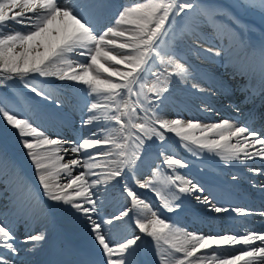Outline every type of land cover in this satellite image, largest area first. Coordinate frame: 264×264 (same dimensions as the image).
Segmentation results:
<instances>
[{
	"label": "snow or ice",
	"instance_id": "6c2138e0",
	"mask_svg": "<svg viewBox=\"0 0 264 264\" xmlns=\"http://www.w3.org/2000/svg\"><path fill=\"white\" fill-rule=\"evenodd\" d=\"M110 7L102 0H0V86L18 79L35 96L59 107L52 93L35 81L55 78L84 86L90 98L81 121L89 128L88 135L73 140L48 134L0 99V120L15 130L42 196L59 211L85 218L101 256L99 264H138L134 256L140 234L151 239L157 264H264V231L207 235L188 231L162 218L127 183L131 178L139 188L153 191L168 212L181 207L177 201L183 194L217 214H255L242 207L218 206L203 195L205 188L179 171L189 167L187 160L169 145L194 157L207 154L226 166L239 162L247 167V161H264V132L239 119L169 118L161 105L176 82L195 92L206 91L197 79L210 77L188 62V53L226 64L232 78L244 79L239 103L264 98V40L259 45L248 42L238 14L243 9L264 15V0H234L230 5L214 0H131L116 8L109 23L97 27L96 14ZM185 40L191 44L181 55L179 45ZM217 93L225 97L227 107L241 112L224 80L215 82L211 94ZM202 110L216 112L210 105ZM153 146L162 164L153 161L150 174L140 180L137 171ZM6 164L0 152V167ZM247 171L264 175V167ZM119 180L125 181L123 192L130 207L98 222L93 218L99 212L95 190ZM260 187L264 190V185ZM130 213L140 234L114 242L104 225ZM19 223L18 218L0 219V264H18L22 246L30 244L27 251L34 252L47 238L46 231H28L21 239Z\"/></svg>",
	"mask_w": 264,
	"mask_h": 264
},
{
	"label": "rangeland",
	"instance_id": "374dc122",
	"mask_svg": "<svg viewBox=\"0 0 264 264\" xmlns=\"http://www.w3.org/2000/svg\"><path fill=\"white\" fill-rule=\"evenodd\" d=\"M112 1H116V2H118V4H120L122 0H112ZM232 1L234 2V0H232ZM109 2L110 1L108 0V2H106L105 4L111 5V4H109ZM111 7H112V5H111ZM105 10L106 9L101 10L99 13L96 14V20H94V23L96 24L97 27H100L101 25L109 23V20L107 22H106V20L103 21V13ZM256 12L252 13L249 11H245L243 9L238 10V14H239V17L241 19V23H242V25L246 26V30L244 33L245 39L248 42H250L251 44H253V41H254L256 43V45H259L260 44L259 42L264 40V15H261V13L259 11H256ZM17 27H19V26H17ZM250 37H251L252 41L249 40ZM190 44H191L190 40H185V41L181 42L179 45V49H180L181 53L182 52L186 53ZM216 44L218 46L219 41H216ZM205 46H207V45H205ZM189 56H192V55H190L188 53V55L186 56L187 58L186 57L185 58L188 60V62L190 64L195 66V68L200 67V68H204L205 70H207L209 72L215 71L216 73L224 71V68L221 71L222 65L219 62L213 63V62H210L208 60H204V59L198 60V59H196V57L194 58V56H192V57H189ZM196 65H199V66H196ZM225 77H226L225 80H226V82H228L227 84L229 86L232 84H235L231 77H228V75ZM35 81H36V84L38 87L44 89L47 92H49V90L53 89V92H55V94L53 93L52 97H53V99L58 100L60 102L59 107H57L55 104H53L51 100H45L42 97L35 96V94L31 93L29 89L25 88L23 86V83H21L18 79L7 81L6 86H0V99L7 100L9 103V106L12 109H14L15 111H17L19 113H22L24 116H27L30 120H32V122L41 126L42 128H43L44 119L41 117V115L38 112H35V107L46 109L48 114H49L48 118L52 119V121L56 127H60L62 130H65L67 128L71 131L72 134L67 136V137L65 136L66 139L73 140V139L80 138L82 133H84L85 136L88 135L89 128L83 126L81 123L82 119L86 118V115H84L83 117L80 118V115H83L82 114L83 112H84V114H87V106L86 105L90 99L86 95V89L84 88V86L76 84L75 82L59 81V80H56L55 78L36 77ZM67 84L70 86H75L76 91L77 92L80 91L81 93H83V95L85 94L86 99L83 100V98H80V96L76 97V95L73 94L72 91L68 87H66ZM204 88L206 89L207 92L206 91L205 92H195L193 90H190L189 87H186L183 84L176 82L171 87L170 93L166 94V97H167L166 99L167 100L171 99V100H176V101H182V98H183L184 102L188 103L189 105L192 104L188 100V99H190L199 105H201L203 103L201 107L209 106L211 104V102H213V98L209 97V96H214L211 94L212 90L214 88H212V87H204ZM230 88L232 89V96H234V91H233L234 87L230 86ZM237 88H238V86H237ZM50 93H52V91ZM173 93H175V94H173ZM216 95L219 96V93H217ZM82 100H83V102H82ZM225 102H226V99H224V101L222 100V102H220L219 106L221 105L222 108L224 107L225 110L228 111L229 107H227V104ZM223 103L225 104L224 106H223ZM251 103L256 104L255 100ZM79 104H80L82 109L78 108ZM192 105L196 107L195 104H192ZM175 116H180V117L184 118L185 120H187V119H199L202 122H214V121H219L220 119H223V118L234 119V118H231L227 115H225V116L223 115L219 118L217 116L213 119H211V118L207 119L206 117H204V118L201 116L192 117L190 115L184 116L183 114H177V113L174 114L173 116L171 115L169 117H175ZM60 122L64 123V127L60 124ZM174 146L176 148L179 147L178 145H174ZM0 149L4 151V153L8 156V158L10 157V159H11V162L10 161H9L10 163L7 162L5 167H0V178L3 177V175L7 172V170H9V168H11L16 161H19L13 166V168H11L9 170V175L7 176V179L4 178V180L0 183V186L2 185L0 187V189L2 188L0 190V192H1V194H0V215H1V214L5 213L6 211L14 212L16 206L22 207L25 204V201H20L19 203H17V205H14L13 203L19 198L20 195L10 193L6 189V186L8 187V181L13 179V177L16 176L17 171L19 169L20 170L23 169L21 163L23 161L29 159L27 157V155H24V154H26V150L23 149L22 144L20 143L19 138H18L15 130L11 129L10 126H7L6 123L2 120H0ZM174 152L177 154L178 157L187 160L189 167L186 169H180L179 171L183 175L187 176V178L192 179L193 182H194V178L199 179V180H203V181H208V182H206V184L207 183L212 184L210 182H216L218 184H221V186H219V187H221L224 190L231 187L232 184H230V182H232V181L238 182L239 184H246V185L248 184V187L255 185L251 182L250 177L248 175L257 176V174L247 171V168L245 166H239V167H245V168H242V172H244L247 175L244 177H240L239 175L234 174L233 172H229L228 174H226L222 171L223 168L226 171L227 170L226 168L228 166H233V165H227L226 167H224V164L223 163L221 164L219 162L220 165H215V167H212L211 164L209 163V161L205 160L203 158H201V159L204 161H202V160L199 161L198 157H194L191 154H188L184 151L179 152V150L177 149V151L174 150ZM156 153H157L156 147L153 146L151 153L148 156H146V157L151 156L148 160L149 162H147L145 167H143V169L141 171H138L139 173L136 174L138 179L143 180V179L147 178V176L150 174L151 166H155L153 164V161L155 162V164H162L163 158L161 157V158L157 159ZM257 159L258 158H256V160ZM198 165H199V167H198ZM216 166H218V167H216ZM163 167L166 169V166H163ZM200 167H202V168H200ZM4 168H6V169H4ZM196 168H200V170H203V171L211 172L212 176H207V175L205 176L202 173L200 174L199 172H201V171L196 170ZM189 172L192 173L193 177ZM22 174L27 178L28 185L31 186L34 184V189H35L36 193L43 200V202L46 204L48 211H50V214H49L50 219H48V221L54 219V223H56L55 221L58 219L60 220V218H67L69 220L71 218H74L77 221L81 220V221H79L81 223L83 221V223H85L88 226V222L85 220V218L82 215H79L78 217L72 216L67 212H61L58 210V208L53 207L52 202L48 201L46 198H44L42 196V192L38 188L39 186H38V182L36 181L35 174L31 175L27 171H25L24 169L22 170ZM233 176H236L237 177L236 179H238V180H233L232 179ZM124 183H125L124 180L113 181L110 184H108L107 186L101 185L98 187V189L95 190L96 196L101 200L100 204L103 205L102 206L99 204L102 208H99L100 210H99L98 214H93V218L96 219L98 222L103 221V219L104 220L111 219L114 215H119L120 211L129 207L128 203L130 202V199L127 198L126 193L123 192ZM127 183L129 184V186L134 187L135 191H136V189L139 190V191H137V193L140 195V197L142 199H145L147 202L150 200L155 201L158 205L157 207L160 209H163L160 206L159 199L156 197V195L153 191H151L150 189L139 188L138 185H136L135 180H133L131 178L127 179ZM195 183H197V182H195ZM198 184H199V182H198ZM96 196L94 197L95 199H97ZM192 197L193 198H191L190 200L196 201L194 196H192ZM245 198L250 199L249 197H245ZM2 199L7 200L8 204L2 205V202H3ZM119 202H121L123 204L112 209ZM201 206H204V205H201ZM64 207H66V206H64ZM107 209H112V210L110 212L106 213ZM206 209H208V207L203 209V211H206ZM155 210H156V207H155ZM164 210H166V209H164ZM198 210L200 211V209H198ZM209 213H212V211H210ZM181 215H184V214H181ZM130 217L131 216L125 217L121 221H114L112 225H109L111 227V230H109L110 235L111 234L117 235V234L122 233L124 231V229L128 226L130 221L133 224V226H135L134 219H132ZM206 217H208V216H206ZM210 218H213V217H210ZM0 219H3V218L0 217ZM116 222H118V223L115 224ZM55 226L56 225L54 224L52 227V230H53L52 234L53 235H50L51 237L49 236L48 238H46V240L42 243L43 245H41L42 248L39 247L40 250L37 248V250H35L34 252H28V253L26 252L24 254L19 253V255L16 257V259L20 260V259L24 258L23 260L26 261L25 264H29L28 262L34 263V264H50L51 261L53 260V257L56 256V257H60V259H61L60 261L63 264H66V259L64 257L63 252H62L63 249L65 251H68L69 253L71 252L70 253L71 255H72L73 250L76 249V252H77L78 249H83L88 254H94L97 262L100 261V259H101L100 253H99V250L97 248H95L96 246L94 245L93 240H91L90 242L94 246V248L84 247L81 244V242H79L76 239L71 237L70 232H64L63 230H60ZM178 226L179 227L181 226L182 228L186 229V227H184L183 225L179 224ZM83 227L84 226H81L80 230L76 231V233L77 234L82 233V232H85L87 229H89L88 227H84V229H83ZM32 231L40 232L39 228H38V230L36 229V230H32ZM188 231H191V230H188ZM192 232H195V231H192ZM133 233H125L124 235L120 236V238H118V239H121L120 241H122L124 238L127 237V235H131ZM63 237H64V239L66 238L65 239L66 241L63 239ZM56 242L59 243L57 248L55 246ZM152 246H150L149 237H148V239L145 240V242L143 243V246H142V247H145L146 249H141V248L137 249V253H139L140 250H143L142 253H143L144 261L146 262V264H152L151 261L154 258L153 257L154 256V252H153L154 245L152 244ZM30 247H32V245H29L28 248H30ZM46 249L51 250V251L49 250L48 257L42 255L39 258V260H37L36 263L31 262L38 255H40V253L44 252ZM93 251H95V253H92ZM137 253L134 256V259L136 261L138 258ZM77 255L79 257L78 252H77ZM48 258H49V260H48ZM73 258H75V257L73 256ZM139 264H141V261Z\"/></svg>",
	"mask_w": 264,
	"mask_h": 264
},
{
	"label": "bare ground",
	"instance_id": "6f19581e",
	"mask_svg": "<svg viewBox=\"0 0 264 264\" xmlns=\"http://www.w3.org/2000/svg\"><path fill=\"white\" fill-rule=\"evenodd\" d=\"M109 1H110L109 4H111L112 7L110 9L109 8L106 9L104 11V13H103V21L106 20V22L109 20L108 18L112 16V13L116 10V8L118 6H120L122 4H126V3H130L131 2V0H122L121 3L118 4V2H116V1H112V0H109ZM102 2L103 3H106V2H108V0H102ZM214 2L215 3H218V4H222V5H230V4L233 3L232 0H214ZM240 10H242V9H240ZM248 11L249 12H252V13L253 12H256L254 10H248ZM189 54L192 55L191 53H189ZM192 56H194V55H192ZM192 56H189V57H192ZM194 58H195V56H194ZM223 66H224L223 67L224 68V71L223 72H217L216 73L215 71L209 72L207 70H204V72H201V73H207V75H208V77H210V79H208L207 81H205V80H200L199 77H198L197 82H199L203 87H212V88L215 87V82L217 80H224L226 82V80H225V78H226L225 77L226 76L225 73H227V75L231 74L232 73V69L230 67H228L226 64H224ZM232 79H233V82L234 83L235 82L238 83V86H240V89L245 84V80L244 79H241L240 77H236V78H232ZM226 83H228V82H226ZM230 86L234 87L233 89L237 90V86H235V84H232ZM66 87H68L72 91V93L76 95V97H79L80 96V98H83V100L86 99L85 94L83 95V93H81L80 91L77 92L75 86H70V85L67 84ZM51 91H52V94L53 93L55 94V92H53V89L52 90H49V92H51ZM173 94H175V93H173ZM241 96L244 98V93H242ZM209 97H212L213 98V102H211L210 105L214 109H216V112L215 113L214 112H205V111H203L202 109L204 107H201L203 103L201 105H199L196 102H194L193 100L188 99L192 104H195L196 105V107H195L192 104L189 105L188 103H185L184 100H183V98H182V101H176V100H171V99L170 100L164 99L163 104L161 105V107L164 109V112H165V114L168 117L171 116V115L173 116L176 113L177 114H183L184 116L190 115L192 117H199V116H201L203 118L206 117L207 119H209V118L213 119V118H215L217 116H218V118L221 117V116H223V115L225 116V114H224V113H226L225 110L221 107V105L219 106L220 102H222V100L225 99V97L222 94H220V93H219V96L218 95H214V96H209ZM83 100H82V102H83ZM259 107L262 108V107H264V105L263 104H260ZM78 108L79 109H82L81 106H80V104L78 105ZM252 110H253V108L249 112L250 115H254L253 112H252ZM256 110H257V112L260 111L258 107H257ZM35 112H38L41 115V117L44 119L43 129L46 130V132L48 134L53 135V136H57L58 135V136L63 137V138H65V136L67 137V136H69V135L72 134L71 131L69 129H67V128L65 130H62L60 127H56L55 124L53 123L52 119L51 118L50 119L48 118V115L49 114H48V112H47L46 109H42V108L35 107ZM216 113H219V114H216ZM82 114L83 115H80V118L83 117L84 115H87V114H84V112ZM262 114H264V112L261 113V115ZM169 118H172V117H169ZM256 121L259 122V119L256 120ZM60 124L64 127V123L60 122ZM252 125L253 124H250V126H252ZM169 135H171V134H169ZM82 136H85V134L82 133L81 134V137ZM169 147L171 148L172 151H174V150L177 151V149H178L179 152H181V151L186 152L182 148H179V147L176 148L174 145H169ZM0 152H2L4 154V157H5V159H6L7 162H9V161L11 162L10 157L8 158V156L4 153L3 150L0 149ZM24 155H26V154H24ZM150 157L151 156L146 157L145 163L149 162L148 160H149ZM200 158H203L205 160H208L212 167H215V165H220V163L221 164L222 163L224 164V162L220 161L218 157H212V156L207 155V154H204ZM17 162H19V161H16L14 163V165ZM145 163L140 166V168L138 169V171H140L143 168V166H145ZM21 164H22V168L25 171H27L29 174H31V175H34L35 174L34 166L31 164L30 159L23 161ZM232 165L234 167L233 166H228L226 168L227 169L226 171L224 170V168L222 169V171L224 173H226V174H228L229 172H233L234 174H237L240 177H244V176L247 175V174L243 173L242 170H241L242 168H245L246 167L245 165H242L239 162H234ZM246 165H247V167H264V161H261L258 158L255 161H247L246 162ZM13 166L11 168H13ZM239 166H245V167H239ZM198 167H199V165H198ZM216 167H218V166H216ZM224 167H226L225 164H224ZM237 167L240 168V169H238ZM11 168H9V170ZM200 168H202V167H200ZM200 168H196V170L201 171V172H199L200 174L202 173L205 176L206 175L207 176H212L211 172L200 170ZM4 169H6V168H4ZM9 170H7V172L3 175V177L0 178V183L4 180V178L7 179V176L9 175ZM22 170L19 169L17 171V173H16V176L13 177V179H11L9 181L7 180L8 181V187L6 186V189L10 193H13V194H16V195H18V194L20 195L19 198L13 203L14 205H17V203H19L20 201H25V204L22 207H19V206H16V208L14 207L15 208L14 212L6 211L5 213L1 214L0 217H2L3 219H9V220L17 219L18 218L20 220V223L16 227V231H17V235L21 239H23L24 235H26L28 231H32V230H36V229L38 230V228H39L40 231H46V236L48 238L50 235H53L52 234V231H53L52 230V227L55 224L56 225L55 227H57L58 229L63 230L64 232H70L71 233V237L74 238V239H76L77 241L81 242V244L84 247L94 248V246L90 242L92 239H91L90 234H89V229L86 228L87 230L85 229L86 230L85 232L78 233V234L76 233V231L80 230L81 226H84V227H88L89 228V226H87L85 223H83V221L81 223V222H79L81 220H78L77 221L74 218H71L70 220L67 219V218H60V220L58 219V220L55 221L56 223H54V219L48 221V219H50L49 218L50 211H48L46 204L43 202V200L36 193V191L34 189V184L31 185V186L28 185L27 178L22 174ZM254 179H255V182H260V184L253 183L255 185L254 186H249L250 189H253V192H256V193L257 192H263V190H262V188L260 186L262 185L261 182H264V175H258L257 174V176H255ZM194 182H197V183L199 182V184H200L199 179L194 178ZM200 185H202L205 188L204 194L208 195L209 198L212 200V202L215 203V204H217L218 206H220L223 202H229L232 205H237V202H239L240 203L239 206H241L242 208L245 207V206H247L246 209H248V210H250V211H252L254 213V210H252L253 209V205H256L257 207H259V206L261 207L263 205V204L261 205V204H257V203H255V204L252 203L251 204L249 202L242 201L238 197H232L228 192L222 190L220 187H217V185H215V184H208L207 183V184H200ZM136 191H139V190L136 189ZM181 198H190L191 199V196H186V195L181 194ZM256 199H258V198H256ZM96 200H97L98 210H100L99 208H102L100 206V205H102V204H100L101 203L100 202L101 200L98 197H97ZM185 201H181V199H180L179 201H177V203H180L181 204V207L184 205L185 207H189V208H192V207L193 208H197V206L194 207V205L193 206L191 205L193 202H191V203L186 202L185 203ZM148 202L153 206V209L154 210H155V207H156V210L158 211V213L161 215L162 218H167L170 222H172V223H174L176 225H179V224L180 225H183L188 230L195 231L197 233L202 232L201 234H205V235H207V234H216V232L214 230H212L211 227L207 225V223H205V221L208 220V222L210 221L209 224H213L216 221V219H218L216 217L215 218H210V217L203 216V215H201L199 213L189 212V211L182 212L181 214H184L183 217H182L178 213V210H176L174 212H168V211H166L164 209L158 208L157 207L158 205H157V203L155 201L150 200ZM121 204H123V203L119 202L112 209H114L115 207H118ZM128 204H129V207H130V202ZM181 207L179 209H181ZM112 209H107L106 210V213L110 212ZM130 216H131L132 219H134V215L133 214H130ZM219 217H221V216H219ZM190 219H192V221H189ZM25 221L27 223H25ZM244 221L246 222L245 223L246 225L250 226V223L246 219H244ZM99 222H102V221H99ZM130 222H129L128 226L124 229V231L122 233L117 234V235H112V234L110 235L111 238H112V240L114 242L115 241H120L121 239H118V238H120V236L124 235L125 233H133L134 232L132 235H134V234H140L138 232V230L135 228V226H133L132 224H130ZM117 223L118 222H116L115 224H117ZM84 227H83V229H84ZM104 229H105V231H107V230L109 231V230H111V227L109 225H104ZM140 235L143 237V234H140ZM131 236H128V238H130ZM63 239H64V237H63ZM149 242H150V246H152L153 243H152V241H151L150 238H149ZM42 243L37 246L38 249H39V247H41V245H43ZM58 244L59 243L56 242V244H55L56 248L58 247ZM29 245L22 246V250H21L20 253L21 254H24L26 252L28 253L27 249H28ZM49 250L50 249H46L44 252L40 253V255H38L31 262H35L36 263L37 260H39V258L42 255L48 257ZM62 252H63L64 257L66 259V264H73V262H84V264H91L90 261H92L94 264H98V262H97V260L95 258V255L94 254H88L83 249H78L77 250V252L79 254V257L81 259L77 258L76 260L73 258V256L68 251H65L63 249ZM153 252H154V248H153ZM92 253H95V251H93ZM153 257L154 258L152 259L151 263L152 264H157L155 254H154ZM16 260H17L18 264H24V263H26V261H24L23 259H20V260L19 259H16ZM48 260H49V258H48ZM60 260H61L60 257L54 256L53 257V260L51 261L50 264H63ZM28 263H30V262H28ZM32 264H34V263H32Z\"/></svg>",
	"mask_w": 264,
	"mask_h": 264
}]
</instances>
